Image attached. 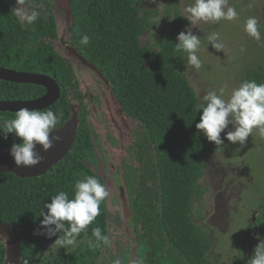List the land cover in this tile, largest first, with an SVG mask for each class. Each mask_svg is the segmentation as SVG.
Returning a JSON list of instances; mask_svg holds the SVG:
<instances>
[{"label":"trees","instance_id":"trees-1","mask_svg":"<svg viewBox=\"0 0 264 264\" xmlns=\"http://www.w3.org/2000/svg\"><path fill=\"white\" fill-rule=\"evenodd\" d=\"M19 6L40 16L26 24L15 14L17 0H0V64L12 60L23 71L46 74L59 84L60 98L44 110L57 114L56 127L73 111L79 119L71 150L44 175L18 178L0 173V221L13 225L19 234L20 264H104L106 256L108 264H129L132 258L137 264H215L210 233L194 216L210 150L203 132L195 127L200 113L188 78L187 53L175 47L177 34L187 25L184 17L176 15L167 34L149 44L144 35L152 25L139 0H70L69 22L56 0H24ZM81 34L90 37L87 46L80 43ZM67 46L96 69L121 121L136 126L129 133L128 161L111 169L128 192L131 220L124 222L118 213L111 214L106 198L101 214L76 242L61 247L54 241L63 233L48 237L40 226V212L47 211L44 204L59 190L72 198L76 181L88 175L106 186L99 165L110 167L109 148H101L97 134L96 124L101 121L91 115ZM245 80L264 83V75L248 70L241 82ZM106 137L109 145L117 144L110 132ZM125 226L136 245V257L121 242ZM96 227L109 237L108 246L93 237Z\"/></svg>","mask_w":264,"mask_h":264},{"label":"rangeland","instance_id":"rangeland-1","mask_svg":"<svg viewBox=\"0 0 264 264\" xmlns=\"http://www.w3.org/2000/svg\"><path fill=\"white\" fill-rule=\"evenodd\" d=\"M186 2L187 0H139L152 25L144 35V41L154 44L161 40L176 15H185ZM229 6L238 12L237 19L201 21L192 27L184 18L186 26L191 27L193 34L201 39L197 55L202 61V67L195 69L187 64L188 78L197 98L210 90L219 93V89L224 87V98L228 99L232 89L239 86L248 70H259L264 75V39L257 41L244 30L246 18L255 16L264 36V0H229ZM213 32L219 33V40L224 45L223 51L213 49L208 43L207 36ZM72 65L79 85L83 88H94L93 80L96 77L90 67L74 59ZM107 110L108 121L113 116L120 122V129L113 127V123L106 130L102 123L96 124L97 134L102 142L101 148H109L107 164L110 167L104 165L101 168L105 172L106 188L109 192L107 209L111 214L118 213L122 218L119 201L115 196L119 193L120 182L117 183L111 169L115 170L122 161H128L127 153L131 142L129 133L136 125L131 121H121L116 106L113 107L112 115L109 107ZM108 132L117 140L116 145L108 144ZM221 137L224 138V133H221ZM119 140L121 143H118ZM207 143L210 152L200 181L203 194L194 208V216L210 233L214 242L212 258L215 264H247L255 246L264 239V229L261 230L264 228V135L254 128L242 148L238 143L232 144L225 139L223 151L208 140ZM252 214L256 218V226L249 228L248 221ZM126 227L123 228L121 242L136 257V245ZM261 231L263 233L259 239ZM109 259L106 256L104 264H108ZM132 259L129 264H137L136 258Z\"/></svg>","mask_w":264,"mask_h":264},{"label":"clouds","instance_id":"clouds-1","mask_svg":"<svg viewBox=\"0 0 264 264\" xmlns=\"http://www.w3.org/2000/svg\"><path fill=\"white\" fill-rule=\"evenodd\" d=\"M23 2L24 0H17L15 14L22 22L32 24L40 13L35 10L25 12L19 6ZM184 13L183 17L192 27L201 21L235 20L239 15L235 8L229 6V0H187ZM244 30L257 41L264 39L255 16L246 18ZM176 41V51L187 53V64L200 69L202 61L197 55L201 47L200 37L193 34L191 27L186 26L185 31L177 34ZM207 41L213 49L223 51L224 45L219 40V33H210ZM80 43L87 46L90 37L81 34ZM224 92L225 88L221 87L219 93L210 90L198 97L196 111L200 116L199 122L195 124L196 129L201 130L207 140L219 146L221 151L225 139L244 147L254 128L264 135V83L245 80L232 89L228 99L224 98ZM58 119L52 110L20 108L14 118L0 124V133L4 134L5 139L10 133L19 139V143H13L9 149L16 166L31 167L42 161L43 157L36 148L40 146L41 150L47 151L52 147L53 141L60 139L59 136H50L56 130ZM221 133H224V138ZM108 195L106 186L96 176H85L76 181L72 198L63 190L51 196L50 202L43 206L47 211L42 209L40 212L39 216L43 217L40 226L45 229L48 237L62 232L63 236L59 235L54 241L61 247L73 245L76 238L101 214V203ZM92 235L97 242H102L105 246L110 244L109 237L103 235L99 227L92 230ZM3 239L6 240V237ZM89 246H95L92 240L89 241ZM25 264L28 262L25 261ZM247 264H264V239L255 246Z\"/></svg>","mask_w":264,"mask_h":264},{"label":"water","instance_id":"water-1","mask_svg":"<svg viewBox=\"0 0 264 264\" xmlns=\"http://www.w3.org/2000/svg\"><path fill=\"white\" fill-rule=\"evenodd\" d=\"M57 5L63 9L66 20H70V0H56ZM69 55L74 60L87 63L82 56L74 49L66 47ZM0 80L14 82L19 84H31L41 86L45 89V93L36 99L27 101H0V112H16L20 108H28L34 110H43L54 105L61 95V87L50 76L41 73L21 72L0 67ZM78 112L73 111L69 119L61 126L56 127L54 136H59L58 141H53V145L47 151L41 150L37 146L36 151L43 157L42 161L31 167L16 166L13 162L9 150L0 153V173H12L18 178H38L44 175L48 170L59 163L71 150L78 130ZM118 198L123 214L126 218H131L130 209L122 187L119 188ZM0 235L6 237L7 256L4 264H20L22 242L16 228L6 222L0 221Z\"/></svg>","mask_w":264,"mask_h":264},{"label":"flooded vegetation","instance_id":"flooded-vegetation-1","mask_svg":"<svg viewBox=\"0 0 264 264\" xmlns=\"http://www.w3.org/2000/svg\"><path fill=\"white\" fill-rule=\"evenodd\" d=\"M8 58H11V56H8ZM86 64L90 67L92 72L95 74L96 80H93L94 88H89L88 86H85L84 89H85V92L87 95L84 96V99H86V101L88 102V104L90 106L91 115L92 116L95 115L96 119L101 121L100 123H102L103 128H105L104 123H106V120H107V122L109 120V115L107 114L108 113L107 107H109L111 115H112L113 106L111 103L113 102L115 104V101L109 95L107 88L102 84V80L99 77L96 69H94L91 66V64H89V63H86ZM0 67H5V68L15 70V71L25 72L19 66L13 64L12 60L6 65L0 64ZM33 73H36V72H33ZM0 81L3 82L1 85L4 87V89H2L0 91V101L33 100V99H36L38 97H41L45 93V89L41 86H39L40 89L35 90L33 87L32 88L29 87V85H31V84H19V83L4 81V80H0ZM31 86H37V85H31ZM44 110L45 109L40 110V111H44ZM15 113L16 112H7V111L6 112H0V122L14 118ZM110 122L113 123V127L119 128V124L116 122V120L114 119L113 116H112V119ZM108 124H109V122H108ZM13 143H19V139L17 137H15L14 134H11V133L7 134V139L2 137L0 140V153L5 151V150H9L10 146ZM118 143H121V140H119ZM101 167L102 166L100 164L99 165V172L103 175L104 170ZM104 179H105V176H104ZM117 180H118V178H117ZM118 185H119V188L120 187L123 188L124 194L126 196V200L128 203V207L130 209L129 200H128V192L126 191V188L123 184H118ZM115 196H116V200L119 201L118 194ZM118 203H119L118 206L121 209L120 201ZM121 212L123 214L122 209H121ZM130 213H131V211H130ZM123 217H124L125 221L129 222L132 218V214H131V218H129V219L126 218L124 216V214H123ZM250 222L252 223L253 227L256 226V218L254 217L253 214H252L250 220L248 221V227H249ZM259 222H261V221H259ZM263 229L264 228H262L261 230H263ZM262 233H263V231L260 232V237H258L259 239H261ZM3 238L4 237L0 235V264H4L5 258L7 256V242ZM213 245H214V242H213ZM21 252H22V249H21Z\"/></svg>","mask_w":264,"mask_h":264}]
</instances>
